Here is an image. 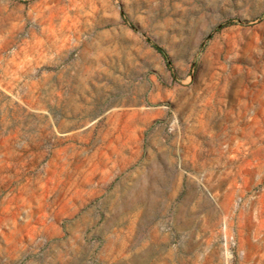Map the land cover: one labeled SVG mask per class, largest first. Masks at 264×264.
<instances>
[{
    "label": "rangeland",
    "instance_id": "rangeland-1",
    "mask_svg": "<svg viewBox=\"0 0 264 264\" xmlns=\"http://www.w3.org/2000/svg\"><path fill=\"white\" fill-rule=\"evenodd\" d=\"M241 89L264 0H0V264H264L194 180Z\"/></svg>",
    "mask_w": 264,
    "mask_h": 264
},
{
    "label": "built area",
    "instance_id": "built-area-1",
    "mask_svg": "<svg viewBox=\"0 0 264 264\" xmlns=\"http://www.w3.org/2000/svg\"><path fill=\"white\" fill-rule=\"evenodd\" d=\"M215 134L209 148H217L220 159L207 177L197 173L194 180L211 202L228 201L232 214L250 216L255 234L264 233V91L225 97Z\"/></svg>",
    "mask_w": 264,
    "mask_h": 264
}]
</instances>
